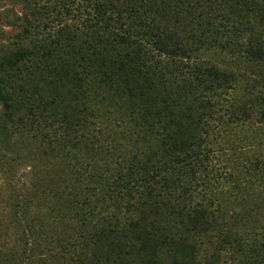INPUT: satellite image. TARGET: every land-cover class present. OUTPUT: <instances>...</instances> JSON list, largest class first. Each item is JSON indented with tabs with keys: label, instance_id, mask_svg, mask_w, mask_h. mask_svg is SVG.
<instances>
[{
	"label": "trees",
	"instance_id": "1",
	"mask_svg": "<svg viewBox=\"0 0 264 264\" xmlns=\"http://www.w3.org/2000/svg\"><path fill=\"white\" fill-rule=\"evenodd\" d=\"M61 6L0 57V264H264V0Z\"/></svg>",
	"mask_w": 264,
	"mask_h": 264
},
{
	"label": "rangeland",
	"instance_id": "2",
	"mask_svg": "<svg viewBox=\"0 0 264 264\" xmlns=\"http://www.w3.org/2000/svg\"><path fill=\"white\" fill-rule=\"evenodd\" d=\"M228 10L230 12V9ZM61 11V0H0V57L9 51H13L12 42L19 39L18 35L22 31L23 25L28 26L30 32H33L32 26L36 24L38 27L35 30L45 31V29L47 30V25L54 26L57 23V20L50 22L49 18L52 19L53 16H56V19H58ZM30 23H32V26ZM246 37L248 35L245 34L241 40L244 41ZM230 130L233 131L231 133L234 140L232 144L234 143V150L237 153L236 157H238V153L241 150L251 155L252 124L233 125V129L231 128Z\"/></svg>",
	"mask_w": 264,
	"mask_h": 264
}]
</instances>
